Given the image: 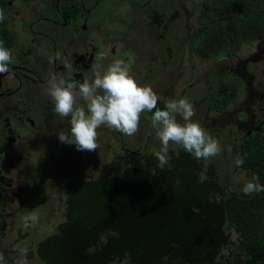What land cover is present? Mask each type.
Here are the masks:
<instances>
[{
  "label": "rangeland",
  "instance_id": "1",
  "mask_svg": "<svg viewBox=\"0 0 264 264\" xmlns=\"http://www.w3.org/2000/svg\"><path fill=\"white\" fill-rule=\"evenodd\" d=\"M162 1L170 4V9L173 8L172 6L175 3L177 9L175 10L176 15L169 19L170 26L167 28L165 26L163 30L167 38L166 43L175 42V54H173L174 51L172 49L169 52L173 57L171 55L166 56L165 52L162 54L159 49L162 43L150 34L149 29L152 26L149 18L141 14V8L129 10L130 14L136 15L138 13V17L142 20L140 22L137 21V23L144 35L141 44L146 45L143 53L140 52L143 57L138 61L129 62L130 71L139 83L152 86L158 95V100H162V102H158L157 106L159 108H163L165 103L170 100L188 99L195 108L193 120L198 121L208 134L218 139L223 151L214 157L201 159L197 162V159L191 154L178 145L170 143L169 153L170 151L173 152L170 153L169 163L172 161L173 167L176 168L173 169L171 164L168 163L161 170L158 167L157 158L153 156L155 152L160 151L161 143L158 139H155L156 130L152 126V113L150 112L142 113L139 130L133 136L124 134L122 136L120 133H116L114 129L104 126L100 127L97 130L98 148L95 151H78L74 144L62 143L60 148L63 147L64 150L65 148H71L74 153L68 152V156L65 157V154L60 155L61 151H58L59 153L56 157L53 156V160H51L53 162L47 166L49 168L48 174L54 170L57 179H60L62 175H68L72 172L71 161H73L74 166L79 169L82 175L90 171L91 173L96 171V175L94 180L80 178L86 181L90 180V182L79 181L80 185L78 183L67 185L68 187L64 192V200L67 205L63 208V213L60 215L63 219L57 228L54 225L50 228L49 225L52 218L51 207L52 205L54 206V202L51 201L50 197H48L47 203L48 210L45 209V206L43 208L45 211L44 219L38 220L37 218L35 222L32 221L37 228L44 227L47 229L42 233H38L33 230V227L28 229L26 224L23 225L25 229L30 230L29 238L44 239V251L48 254L47 257L50 264H68V261L74 264H109L110 259L109 256H106V253L110 242L108 239L111 235L109 237L108 235L113 233L116 236H121L120 232H110L105 229L108 224L110 227H118L117 224L114 225L116 217H112L113 214L125 217L123 209L126 207H129L130 211L136 208L143 210L144 214H150V210L157 209V212L161 211L163 220H169L170 216L167 213H171V210H173L171 203L175 202L178 197L182 199L183 196L181 194L192 193V199L197 196L201 197V199L208 198L209 200L204 204V207L211 205L210 199L219 205L218 202L222 199L228 187L231 186L242 192L243 184L251 178L248 171L235 163L236 158L241 154L238 142L230 143V134H232V131L234 132V124L229 121L232 119L233 112L241 107L240 102L243 98L240 97L222 114L213 113L210 110L208 113L209 104L207 102H203L200 105L196 103L200 98H207L206 96L211 94L210 92L216 87L215 82L219 79L222 65H218L211 59L199 56L195 52H190L191 37L194 40V29L199 26L198 19L201 16L196 13V10L190 11L191 1L155 0V2L159 3ZM127 4L126 0H122L121 4L117 3L116 0H100L99 6L95 8L96 15L94 18L97 23L101 22L111 30L113 29L112 25L115 24L108 21L111 16V13L108 12L109 9L122 12L127 8ZM139 6L146 7L144 2H140ZM113 20L116 21L117 19L113 18ZM131 27L120 31L125 36V42L130 39L129 37L133 32L132 29L134 31L137 29L134 24ZM130 41L134 42V39L132 38ZM113 46H115V43L111 44V47ZM243 47L244 45L238 47L233 54L236 52L239 54ZM128 52L129 54L132 53L131 51ZM161 60L166 61V64H160ZM252 67L255 70L262 66L254 63ZM43 71L46 73L52 72L48 71V68L43 69ZM213 77L215 82H213ZM243 105L245 106L246 104ZM237 114L235 116L236 119L247 120V114L243 111L238 110ZM178 119L180 118L178 117ZM62 123L63 126L67 125V128L70 127L67 119L61 117L58 129ZM46 127L47 132L44 138L46 140L40 141L41 149L49 150L51 147L56 149L54 144L50 146L47 143L51 139L55 142L56 138L54 137L55 135H51L49 132L51 126L47 125ZM65 159L69 160L66 162ZM197 163H199L198 167ZM31 164L35 176H38L46 168L45 162H42V160L31 161ZM67 164L69 167L62 171L61 165L66 167ZM110 170H112L113 175L111 179L104 176ZM195 170H198L199 173H204L202 174L204 177H200L199 174L197 181L192 179ZM162 172L163 174L161 175ZM158 175H161L162 178L161 186L156 183L160 177ZM199 177L202 184H200ZM188 180L193 181L188 183L186 182ZM205 180L213 181L216 184L207 183ZM43 181L45 182V180ZM43 181L41 183L44 184ZM140 184L142 185L139 188L140 193L134 194L133 188L135 186L139 187ZM151 186L152 188L159 186V189L162 190L155 191L156 196L146 199V194L151 192L148 190ZM143 187L145 190H143ZM44 194L49 196L48 193ZM44 194L42 195L44 196ZM171 194H175L177 197H171ZM159 197H161L160 200ZM143 199L142 204L150 203V205L145 208L138 206L140 204L139 200ZM54 200L58 201L57 198H54ZM215 209H219V207L215 205ZM195 211H200V209ZM85 214H92L97 218L93 226L92 219H84ZM27 216L37 217L34 213H28ZM72 216L74 219H69ZM190 216L189 223L186 221L187 225L179 226L172 220V222L170 221L171 223H166L163 235L159 234L156 236L157 247L153 255L156 258L154 264L244 263L245 260L241 258L242 255L238 256V251L234 249V246L238 244L237 234L230 232L229 226L220 216L211 215L200 218V216L196 217L193 213ZM107 221H109L108 224ZM194 221H196L195 224ZM101 222L106 224L99 225ZM199 222L201 225H199ZM207 227H211L208 230L211 234L206 232L203 235L201 229ZM192 231H194L195 235L198 233L197 239L202 240V245L195 241L197 240L195 239L196 236L192 237ZM100 236L103 237L99 238ZM56 238H58V241H56ZM217 250H219L220 255L215 254ZM100 255L103 257L99 258ZM13 256L15 255L12 254ZM225 257H229L230 260ZM30 262V264H38L35 258L30 259Z\"/></svg>",
  "mask_w": 264,
  "mask_h": 264
},
{
  "label": "flooded vegetation",
  "instance_id": "2",
  "mask_svg": "<svg viewBox=\"0 0 264 264\" xmlns=\"http://www.w3.org/2000/svg\"><path fill=\"white\" fill-rule=\"evenodd\" d=\"M126 1L128 4L125 11L117 12L115 9H109L111 16L107 19L115 24L112 25L111 30L107 25L97 23L94 18L95 8L99 6L100 0H8L7 7L3 8L5 20L0 23V31H2L0 39L13 53L9 65L10 73L0 74V253H3L6 264H16L20 249L27 251L29 262L30 259L35 258L38 264H50L48 254L44 251V239L29 238L30 230L28 231L33 227V230L42 233L47 228H37L27 214L34 213L38 220L44 219L43 208L45 206L48 210L47 203L50 197L54 206L51 207L50 222L47 220L50 228L53 225L57 228L63 219L60 217L63 208L67 205L64 200L67 185L78 183L81 177L94 180L96 175V171L82 175L73 161H71L72 172L68 175H62L57 179L54 170L48 174L47 166L53 162H51L53 156L56 157L61 151L59 154H65L66 157L68 152L74 153V151L71 148L65 150L63 147L60 148L62 142L58 139V131L68 128L62 123L58 129L61 116L53 111L51 98L46 94L47 81L50 77L43 69L48 68V71H52L51 73L58 78L64 77L67 80L68 70L60 60L56 59V53L60 52L61 56L67 57L72 65L71 78L83 81L85 76L94 79L92 67L94 64L106 68L116 59H122L127 64L133 60H140L143 57L140 52L143 53L146 45L141 44L144 35L137 23L142 20L138 17V13L135 15L128 12L135 8L136 10L141 8V14L149 18L152 26L149 29L150 34L162 43L159 47L162 54L165 52L166 56L173 57L169 52L171 49L175 54V42L166 43L167 38L163 32L165 26L166 28L170 26L169 19L176 15L175 3L170 9V4L164 1L161 3L155 0ZM190 1L191 7L195 6L192 0ZM200 1L202 0H197ZM116 2L121 4L122 0ZM140 2H144L146 7L139 6ZM193 10H197L196 6ZM156 16L162 21H155ZM133 24L137 29L134 28L135 31L132 29L129 38L131 40L133 38L134 42L130 39L125 42V36L120 31L132 28ZM3 32L8 34H2ZM192 39L191 37V43ZM112 43H115V46L111 47ZM243 45L239 54L227 52L217 59H211L222 65L219 79L215 82L213 77L216 87L210 92L211 94L215 93L218 85L229 78L237 79L240 85L237 100L243 98L240 102L241 107L233 112L229 121L234 124V132L230 134L231 144L242 142L247 137L264 130V32L254 41H246L238 47ZM190 49L192 52L191 46ZM42 50L52 57V62L41 55ZM128 51L132 53L129 54ZM160 63L165 65L166 61L161 60ZM254 63L262 67L254 70L252 67ZM160 101L162 102L161 99L158 100ZM203 102L208 104V99L203 97L196 103L200 105ZM77 105L86 107L80 97L77 98ZM209 110L208 107V113ZM238 110L247 114L246 121L236 119ZM213 113L222 114V111ZM47 125L51 126L49 132L56 138L55 142L51 139L47 143L50 146L54 144L56 147H53L56 149L52 147L49 150L41 149L40 141L46 140L44 138ZM35 160H42L46 166L38 176H35L32 170L31 161ZM65 160L67 162L69 159ZM68 167V164L66 167L61 165V170L64 171ZM84 179L81 180L90 182ZM41 193H48L49 196L45 194L43 196ZM70 218L74 219L73 216ZM24 224L28 229L24 228ZM12 254L15 256L12 257Z\"/></svg>",
  "mask_w": 264,
  "mask_h": 264
},
{
  "label": "trees",
  "instance_id": "3",
  "mask_svg": "<svg viewBox=\"0 0 264 264\" xmlns=\"http://www.w3.org/2000/svg\"><path fill=\"white\" fill-rule=\"evenodd\" d=\"M7 1L0 0V9L7 7ZM180 1L186 2L187 0ZM192 2L197 8L196 13L201 15L198 19L199 26L194 30V40L191 43L192 52L199 56L217 59L227 52H235L239 45L246 41H254L259 34L264 32V0H202L200 2L192 0ZM195 6L190 7L191 12ZM156 18L155 21H162L159 16H156ZM2 34L8 33L3 32ZM7 48L9 49V46ZM239 87L240 85L235 78L224 80L215 89V93L207 96L210 111L223 112L227 110L237 100ZM214 138L216 139V137ZM238 144H241V147H239L240 157H243V164L240 167L248 171L251 177L253 175L258 176V182L264 185V130L247 137L242 142L238 141ZM153 156L155 157V155ZM169 164L173 169L176 168L173 167L172 161ZM198 166L199 163H197ZM199 174L200 177H204L202 175L204 173L195 170L192 179L197 181ZM161 175H158L160 177L156 182L160 186L162 182ZM104 176L111 179L113 177L112 170L105 173ZM200 177L199 181L202 184ZM80 181L82 180L80 179ZM192 181L188 180L186 182L191 183ZM205 182L216 184L213 181L205 180ZM78 184L80 185L79 182ZM140 187H142L141 184L139 187L135 186L133 193H140ZM143 190H145L144 187ZM148 190L151 192L146 194V199L156 196L155 191H161L162 189H159V186L153 188L151 186ZM181 195L183 196L182 199L178 197L175 202L171 203L173 210H171V213H167L170 216L169 220H163L161 211L157 212V209L150 210V214H144L143 210L136 208L130 211L129 207H126L123 209L125 217L120 215H117L119 216L117 217L113 214L112 217H116L114 225L117 224L118 227H110L109 221H107L108 225L105 229L110 232H120L121 236H116L113 233L108 235V237L111 235L108 239L110 242L106 253V256H109L110 259L109 264H154L156 261L153 256L157 247L156 236L163 235L166 223L172 222V220L179 226L187 225L186 221L189 223V217L192 213L196 217L200 216V218L211 215L220 216L229 226L230 232H234L238 236V244L234 248L238 251L237 255H242L241 258L245 260L243 264H264V192L245 195L239 189L230 186L218 202L219 205L210 199L211 205L207 207H204V204L209 200L208 198L201 199L197 196L192 199V193L189 194V192ZM172 196L176 195L171 194ZM160 199L161 197H159ZM143 201L144 199L139 200L140 204L138 206L145 208L150 205V203L142 204ZM215 205L219 209H215ZM187 206L188 208H186ZM196 209H200V211H195ZM84 219H92L93 226L97 218L92 214H85ZM195 220L197 219L195 218ZM102 224L106 223L101 222L99 225ZM199 225H201L200 222ZM210 228H202L201 233L205 235ZM209 233L211 234L210 231ZM193 236H196L195 239H197L198 233L195 235L192 231ZM195 241L201 245L203 243L201 239ZM136 245L138 246L136 247ZM218 251L215 254H219ZM102 257L100 255L99 258ZM225 258L230 260L229 257ZM68 264L74 263L68 261ZM216 264L226 263L216 262Z\"/></svg>",
  "mask_w": 264,
  "mask_h": 264
},
{
  "label": "clouds",
  "instance_id": "4",
  "mask_svg": "<svg viewBox=\"0 0 264 264\" xmlns=\"http://www.w3.org/2000/svg\"><path fill=\"white\" fill-rule=\"evenodd\" d=\"M4 20V10L0 9V23ZM41 55L52 62V57L43 50ZM12 59V51L0 40V74L10 73ZM56 59L64 64L69 76L66 80L49 73L46 88L53 111L66 118L70 126L68 130L58 131L60 142L74 144L78 151H95L100 127L133 136L139 130L142 113L150 112L151 123L156 130L155 139L161 143L160 151L154 154L161 170L169 163L170 143L178 145L197 160L209 159L223 151L219 141L193 120L195 108L188 99L170 100L159 108L158 95L152 86L139 83L124 60L116 59L106 68L94 64V79L85 76L81 81L71 78L72 65L67 57L57 52ZM77 97L83 99L86 107L77 105ZM235 163L241 166L243 157L238 156ZM258 181L259 177L253 175L243 184L242 192L245 195L264 192V185ZM31 220L35 222L37 217L32 216ZM27 257L25 249L18 250L16 264H30ZM0 264H6L3 253H0Z\"/></svg>",
  "mask_w": 264,
  "mask_h": 264
}]
</instances>
